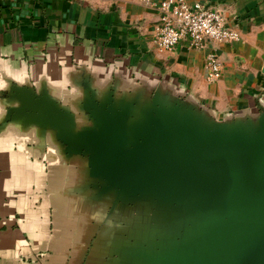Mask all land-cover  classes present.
Masks as SVG:
<instances>
[{"label": "water", "instance_id": "95a60500", "mask_svg": "<svg viewBox=\"0 0 264 264\" xmlns=\"http://www.w3.org/2000/svg\"><path fill=\"white\" fill-rule=\"evenodd\" d=\"M136 80L79 69L65 96L42 82L0 93V133L33 128L79 166L63 264H264V104L217 119Z\"/></svg>", "mask_w": 264, "mask_h": 264}, {"label": "crops", "instance_id": "0c3cea01", "mask_svg": "<svg viewBox=\"0 0 264 264\" xmlns=\"http://www.w3.org/2000/svg\"><path fill=\"white\" fill-rule=\"evenodd\" d=\"M152 1L0 0V93L42 82L65 96L71 77L85 69L103 81H164L217 119L264 104V0H185L220 11L240 37L202 48L184 39L171 50L155 42L161 0ZM211 50L221 63L216 80L205 66ZM39 147L33 128L0 133V264L69 263L70 211L79 205L70 190L79 166L54 155L49 141Z\"/></svg>", "mask_w": 264, "mask_h": 264}, {"label": "built area", "instance_id": "2783aa9c", "mask_svg": "<svg viewBox=\"0 0 264 264\" xmlns=\"http://www.w3.org/2000/svg\"><path fill=\"white\" fill-rule=\"evenodd\" d=\"M154 4L152 0H142ZM160 24L156 28L155 42L161 50H171L187 39L191 45L202 48L208 42L220 43L238 40L237 30L226 25L222 13L202 4L190 5L185 0H161L156 3ZM207 77L216 80L221 76V63L214 50L205 58Z\"/></svg>", "mask_w": 264, "mask_h": 264}]
</instances>
